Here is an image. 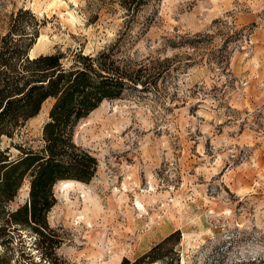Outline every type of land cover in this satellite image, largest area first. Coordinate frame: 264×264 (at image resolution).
I'll return each instance as SVG.
<instances>
[{
	"label": "rangeland",
	"instance_id": "1",
	"mask_svg": "<svg viewBox=\"0 0 264 264\" xmlns=\"http://www.w3.org/2000/svg\"><path fill=\"white\" fill-rule=\"evenodd\" d=\"M19 8L43 36L31 55L60 52L69 66L76 51L112 44L114 58L155 79L75 126L98 165L87 183L53 186L58 264L133 261L176 230L168 264H264V0L150 1L130 18L110 0H0V34ZM52 103L0 149L41 145ZM27 196L25 180L9 208ZM37 241L14 233L0 264H50Z\"/></svg>",
	"mask_w": 264,
	"mask_h": 264
},
{
	"label": "trees",
	"instance_id": "2",
	"mask_svg": "<svg viewBox=\"0 0 264 264\" xmlns=\"http://www.w3.org/2000/svg\"><path fill=\"white\" fill-rule=\"evenodd\" d=\"M110 1L130 18L150 1L160 0ZM38 28L35 16L19 8L10 14L8 28L0 34V140L13 138L47 99H53L41 145L15 144L16 154L9 152V146L0 149V245L11 242L19 230H29L38 237L42 259L58 264L55 249L59 241L47 222V213L56 202L53 186L62 180L87 183L98 165L96 157L74 142L75 126L104 100L117 99L130 88L148 89L155 79L143 65L133 68L114 58L112 44L94 55L76 51L69 66H64L60 52L30 57ZM25 180L27 199L10 209L9 202ZM179 239L180 232L173 231L133 261L123 257L120 264H168ZM167 244L170 247L165 251Z\"/></svg>",
	"mask_w": 264,
	"mask_h": 264
},
{
	"label": "bare ground",
	"instance_id": "3",
	"mask_svg": "<svg viewBox=\"0 0 264 264\" xmlns=\"http://www.w3.org/2000/svg\"><path fill=\"white\" fill-rule=\"evenodd\" d=\"M42 37H43L42 35H39V37L37 38V42H40ZM30 55H31V53H30ZM75 184L82 185L83 183L75 181V180H63V181L59 182L60 187L63 189L73 187Z\"/></svg>",
	"mask_w": 264,
	"mask_h": 264
},
{
	"label": "water",
	"instance_id": "4",
	"mask_svg": "<svg viewBox=\"0 0 264 264\" xmlns=\"http://www.w3.org/2000/svg\"><path fill=\"white\" fill-rule=\"evenodd\" d=\"M30 51H31V49H30ZM30 51H29V56H30V57H33V56H35V55H30Z\"/></svg>",
	"mask_w": 264,
	"mask_h": 264
}]
</instances>
